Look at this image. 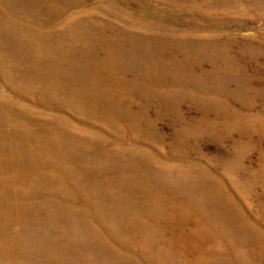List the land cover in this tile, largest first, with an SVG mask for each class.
Returning <instances> with one entry per match:
<instances>
[{
	"label": "rangeland",
	"instance_id": "1",
	"mask_svg": "<svg viewBox=\"0 0 264 264\" xmlns=\"http://www.w3.org/2000/svg\"><path fill=\"white\" fill-rule=\"evenodd\" d=\"M0 264H264V0H0Z\"/></svg>",
	"mask_w": 264,
	"mask_h": 264
}]
</instances>
